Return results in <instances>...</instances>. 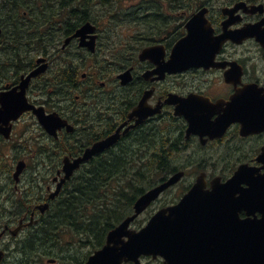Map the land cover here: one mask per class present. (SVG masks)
Masks as SVG:
<instances>
[{"label":"flooded vegetation","instance_id":"flooded-vegetation-1","mask_svg":"<svg viewBox=\"0 0 264 264\" xmlns=\"http://www.w3.org/2000/svg\"><path fill=\"white\" fill-rule=\"evenodd\" d=\"M201 12L212 26L214 38L231 31L236 32L237 40H226L218 50L212 46L207 52L210 59L204 65L175 72L168 66L174 48L187 35L186 24ZM165 20L172 25L162 33L161 39L146 45L135 56L127 53L125 65L118 71L115 60L107 58L102 61L106 68L102 66L90 74L80 69H76L75 74L63 71L60 79L58 69L53 70L55 66L72 71L87 63L88 57L94 60V68L101 66L96 60L102 49L98 28L96 51L92 52L81 46L79 39L66 46L67 39L82 25L72 29L59 20L61 24L57 28L61 32L55 36L60 38L51 39L48 49L39 54H36L34 41H28L29 48L19 59L18 43H13L5 23L0 21V99L17 88L18 97L23 81L46 64L47 70L29 82L25 96L34 108H43L47 116L56 113L65 122L55 137L40 124L34 110H27L9 122V113L5 114V110L9 108L10 99L5 106H0V156L10 152L12 157V160L5 158L11 168L8 178L0 177V251L4 255L1 264H38L43 257H47L45 264H85L91 254L86 261L79 260L77 251L70 249L75 243L99 246L98 237L105 240V244L106 236L84 235L83 225L46 222L53 220L55 207L77 173L114 156L122 148L129 152L128 158L144 159L143 151L149 150L147 137L156 133L158 138L160 127L169 130L171 135L165 139L171 145L168 147L177 155L184 154L186 164L179 165L174 172L183 170L185 175L164 191L158 201L176 188L177 199L159 210L177 205L199 183L208 195H214L217 188L221 194L222 189L225 192L222 210L216 213L225 214L230 197L231 201L241 200L238 215L242 220L264 218V211L260 210L264 209V0H200L181 9L174 8ZM226 22L230 23L227 27ZM177 23L182 27L175 26ZM62 40L61 49H57L56 45ZM106 47L111 49L110 44ZM153 47L159 49L158 64L139 58L142 51ZM7 50L17 54L10 58ZM39 59L45 62L39 64ZM127 71L131 79L123 83L119 76ZM55 86L58 89H54ZM172 96L190 99L193 102L190 109H219L222 118L211 123H194L185 115L177 114V110H185L182 100L168 103ZM140 107L160 108L161 112L137 124L140 116H132ZM117 133V142L82 162L60 193L52 198L65 177V164L83 158L89 149ZM19 165L24 169L17 180L15 174ZM191 170H194L192 176L189 175ZM241 173L254 184L252 197L247 199L232 196L236 185H231L230 181ZM236 195L238 197L239 193ZM84 236L93 240L85 241ZM69 238L72 241H67ZM220 243L221 246L227 244ZM225 259L228 260L221 257L220 261ZM141 262L166 264L163 257H142Z\"/></svg>","mask_w":264,"mask_h":264},{"label":"water","instance_id":"water-1","mask_svg":"<svg viewBox=\"0 0 264 264\" xmlns=\"http://www.w3.org/2000/svg\"><path fill=\"white\" fill-rule=\"evenodd\" d=\"M228 25H230L229 22L224 24L226 27ZM186 29L188 34L177 43L171 61L168 63L169 68L173 67V71L175 72L204 65L210 59V55L207 52L212 46L218 50L226 40H237L236 32L231 31L226 32L221 37L214 38L213 29L204 18L203 12L195 15L187 23ZM95 31L96 27L91 23H87L77 31L73 38H79L81 46L88 47L92 52H95L97 36L92 35ZM193 33H195L194 36ZM88 39L89 41H87ZM71 40L72 38L68 39L66 45ZM158 50L156 47L145 49L141 53L140 59L143 61L151 60L158 64L156 61L159 57ZM203 52H205V55L201 54ZM43 62H45L44 59L38 61L39 64ZM46 70L47 65L44 64L30 74L19 87L21 92L18 93V97L15 95L18 90L17 88L12 93L3 95L2 99L5 101L4 106L8 103V99H10L9 108L5 110V114L9 113L7 121L10 122L11 120L18 119L27 110H34L40 124L51 135L56 137L57 130L65 122L56 113L47 116L43 108H34L28 104L25 96V89L31 79ZM154 73L156 74V72ZM119 78L123 83H127L131 79L130 71L121 74ZM181 100L178 97L172 96L168 103L174 104ZM184 101H190V99H183L182 102ZM182 106H185V110L179 109L177 110V114H183L188 117L186 112L192 105H184L182 103ZM160 112V108L145 110L140 107L132 117L140 116V119L137 121L138 124ZM118 133L96 144L85 153L83 158L74 161V163L65 164L63 168L65 177L58 185V189L52 198L60 193L62 186L66 181L71 179L74 172L80 168L82 162L88 161L93 155L114 145L117 142ZM23 169V166L19 165L15 174L17 180ZM182 176V173L176 174L165 184L148 191L140 197L134 205V215L128 217L109 232L106 245L91 256L87 264H99L101 259L105 261V264H125L129 262L141 264L140 258L142 256H153L154 259L160 256L166 260V264H264V218L261 220H242L238 215L241 200L231 201L230 197H228V206L224 209L225 214L223 212L216 213V210H222L221 204L226 200L222 196L225 194L223 189L222 194L217 188L214 195H208L203 187L197 183L182 199L180 204L156 213L140 231L129 229L131 223L164 190L179 182ZM236 178L237 176L230 181L231 185L235 184ZM231 191L229 186L228 195H230ZM209 226H211V229ZM133 240L135 242L128 246L129 242ZM220 242H226L227 244L221 246ZM210 243L211 246H209ZM221 257L228 258V260L220 261ZM2 259L3 253L0 252V262Z\"/></svg>","mask_w":264,"mask_h":264},{"label":"trees","instance_id":"trees-1","mask_svg":"<svg viewBox=\"0 0 264 264\" xmlns=\"http://www.w3.org/2000/svg\"><path fill=\"white\" fill-rule=\"evenodd\" d=\"M196 1L200 0H0V20L12 35L13 43H18L22 57L30 40L35 43L36 54L45 52L48 49L45 41L61 32L57 28L61 24L59 20L66 19L62 23L72 29L87 21L105 30L115 28L123 39H128L129 47L118 48L120 54L115 61L119 70L125 65L127 53L135 56L140 49L161 38L171 25L166 21L161 25L162 19L172 14L174 8L181 9ZM7 51L10 58L17 54ZM57 69L60 79L61 72L75 74L80 67L72 71ZM150 134L153 135L147 139L151 149L143 151L144 159L128 158L129 152L122 148L114 156L77 173L54 209L53 218L59 214L57 223L83 225L84 234L105 236L131 212L141 195L172 174L174 149L168 147L171 145L166 140L157 138L156 133ZM94 226L99 228L93 229ZM101 239L98 237V243Z\"/></svg>","mask_w":264,"mask_h":264},{"label":"rangeland","instance_id":"rangeland-1","mask_svg":"<svg viewBox=\"0 0 264 264\" xmlns=\"http://www.w3.org/2000/svg\"><path fill=\"white\" fill-rule=\"evenodd\" d=\"M179 12H181V11H179ZM165 21L166 20L162 19L161 25L164 24ZM175 26H179L178 23L175 24ZM180 27H182V24L180 25ZM99 33L101 35V43H100L101 47L100 48H102V49L100 51V55L98 56V58H96V60L100 61L102 64H101L100 67L96 65L95 66L96 68H94L93 67L94 60L89 58L87 63H84L80 67V71H82V72L84 71V73H89L90 74L94 70L99 69L102 66L106 68V66H105L106 64H104V62H102V61H104L107 58L115 60L116 57L120 54V52H118V48L123 49V50H126V49L129 48L128 47V42H127L128 39H125V38L123 39L122 33L117 32L115 30V28H111V29H106L105 30L103 27H100ZM55 37L60 38L59 36H55V35L52 36V38H55ZM52 38H50L47 41H45L46 46L48 45V43H50ZM108 44H110L111 49H108L106 47ZM61 47H62V42L58 43L56 48L57 49H61ZM52 48H54V47H52ZM71 50H73V49L71 48ZM56 68L57 67L55 66L53 70H56ZM160 130H161V132L159 133V138H161V139L165 140L171 135V133L169 132V130L166 127H164V128L160 127ZM147 148L151 149V147L148 146V143H147ZM10 156H11L10 152H5L2 156H0V157H2L0 159V177L3 178V179H7L8 176H9V173H10V169L11 168L9 166V163H6V161H5V158L7 160H12V157H10ZM173 164H174L175 168H178L179 165L186 164L185 155L184 154H181V155L180 154H178V155L175 154L173 156ZM193 172H194V170H191L189 172V175L192 176ZM187 183H188V180L185 182V184H187ZM179 187L181 188V185ZM177 192L178 191H177V188H176L174 191H170L167 194H164L161 197L160 201H157L146 213H144L141 217H139V219L133 224V228L137 229V228L143 227L147 223L148 219L154 214L155 211L159 210L165 204L166 205L171 204L175 199H177ZM53 214H55V212ZM58 216H59V214H58ZM58 216H55L53 218V220L49 224H51V225H59L57 223L58 222L57 221ZM84 235H86V234H84ZM82 239H84L85 241H88V239L87 240L85 239V236L82 237ZM77 240H79V238H77ZM90 240H93V239L91 238ZM67 241L70 242V241H72V239L69 238V240L67 239ZM79 246H80L79 244L75 243L74 247H72L71 249L70 248H65V249H67V250L70 249V250H74V251L76 250L77 251L76 255H77V258L79 260H81V259L86 260L87 256H89L91 253H93L95 251V247H93L92 244H90V245H81L80 247ZM46 260H47V257H43V258H41V260H40V262L38 264H45Z\"/></svg>","mask_w":264,"mask_h":264},{"label":"snow or ice","instance_id":"snow-or-ice-1","mask_svg":"<svg viewBox=\"0 0 264 264\" xmlns=\"http://www.w3.org/2000/svg\"><path fill=\"white\" fill-rule=\"evenodd\" d=\"M195 33H193V36ZM184 105H192V101H184L182 102ZM5 101L3 99H0V106L4 105ZM0 111H2V108H0ZM186 114L188 115L189 119H191L194 123L195 122H202V123H211L214 120H218L219 118H222V113H219V109L216 111H209L206 109H200L196 110L194 108L189 109ZM238 118V117H237ZM236 187L232 192V196L237 199H247L249 197H252V193L254 191V184L250 180L247 179L246 174L241 173L236 180L234 181ZM244 184H248V187H244ZM237 193H239V196L237 197ZM261 211H264V209H260ZM135 241H130L129 245L131 243H134ZM99 264H105V261L102 259L99 261Z\"/></svg>","mask_w":264,"mask_h":264},{"label":"bare ground","instance_id":"bare-ground-1","mask_svg":"<svg viewBox=\"0 0 264 264\" xmlns=\"http://www.w3.org/2000/svg\"><path fill=\"white\" fill-rule=\"evenodd\" d=\"M22 3V2H21ZM53 39V38H52ZM20 52V51H19ZM22 52V51H21ZM23 53V52H22ZM18 55H20L19 53H18ZM23 57L20 55L19 56V59H22ZM80 200V199H79ZM78 203H80V202H78ZM78 203L76 204V206H78ZM74 205V204H73ZM75 206V205H74Z\"/></svg>","mask_w":264,"mask_h":264}]
</instances>
